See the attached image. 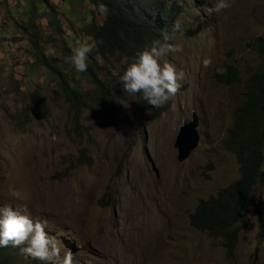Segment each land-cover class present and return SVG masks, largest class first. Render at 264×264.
I'll return each mask as SVG.
<instances>
[{
    "label": "rangeland",
    "instance_id": "1",
    "mask_svg": "<svg viewBox=\"0 0 264 264\" xmlns=\"http://www.w3.org/2000/svg\"><path fill=\"white\" fill-rule=\"evenodd\" d=\"M51 1L76 29L69 30L64 15L56 26L41 8L36 21L45 52L91 99L96 85L65 62L62 46L73 49L89 40L79 24L105 14L90 0ZM177 1L182 9L172 43L183 50L167 59L185 79L164 104L167 110L154 117L139 105V94L122 90L119 77L135 54L118 52L100 69L111 86L112 106L97 112L86 107L82 127L75 128L60 77L35 60L29 37L17 29L32 17L33 0H0V206H26L34 219H47L61 256L70 251L74 264H264V175L242 212L233 254L224 239L190 222L201 199L241 176L224 141L246 81L264 66V0H234L218 16L204 11L206 0ZM229 63L241 73L232 85L216 78ZM37 86L51 109L44 120L31 113ZM91 105L98 104L91 100ZM194 112L200 140L180 161L175 142ZM85 146L91 164L80 160Z\"/></svg>",
    "mask_w": 264,
    "mask_h": 264
},
{
    "label": "trees",
    "instance_id": "2",
    "mask_svg": "<svg viewBox=\"0 0 264 264\" xmlns=\"http://www.w3.org/2000/svg\"><path fill=\"white\" fill-rule=\"evenodd\" d=\"M90 3L96 11L100 3L106 4L109 8L103 20L83 21L79 24L80 31L89 38L88 41L98 44L89 55L88 70L84 73L96 85L95 96L91 99L83 89L72 85L65 67L59 66L52 55L45 52L44 36H41L36 21L38 16L43 15L38 13L42 8L44 14L51 13L53 16L51 22L56 23V26L59 25L58 19H62L61 15H64L65 24L69 30L74 31L76 24L69 20L68 14L57 10L51 0H33L32 17L28 23L18 22L17 26V29L24 31L29 37L35 60L60 77V86L70 104L75 128L82 127V111L86 107L91 106L97 112L99 108L105 110L112 106L113 102L109 98V94L113 96L111 86L100 77L102 63L118 52L121 55H136L145 46H150L152 41L162 40V31L173 35L175 22L182 9L177 0H90ZM62 50L67 57L72 54V48L66 43ZM216 78L218 82L232 85L241 81L240 69L229 63L226 71L217 73ZM42 91L41 86H37L31 92V113L38 120L51 116V109ZM91 100L98 105H91ZM137 101L154 117L168 108V105L160 108L151 107L140 95ZM27 116L30 114L27 113ZM224 144L226 149L236 156L241 176L221 188L217 194L201 199L190 215V222L194 228L207 231L215 238L224 239L228 253L233 254L242 212L251 202L254 190L264 175V66L252 73L246 81L244 98L235 109V121ZM80 160L92 163L89 146L81 149ZM21 254L18 247L11 245L0 247V264H32Z\"/></svg>",
    "mask_w": 264,
    "mask_h": 264
},
{
    "label": "clouds",
    "instance_id": "3",
    "mask_svg": "<svg viewBox=\"0 0 264 264\" xmlns=\"http://www.w3.org/2000/svg\"><path fill=\"white\" fill-rule=\"evenodd\" d=\"M234 0H206L204 11L208 15H219L233 6ZM210 5V6H208ZM100 14H107L106 4L98 5ZM179 25H174V30ZM174 36L162 31V40L152 41L150 46L139 50L132 62L119 77L122 90L129 94H139L147 105L160 108L174 96L185 79V72L178 69L167 57L181 52L182 45L172 43ZM98 47L96 42L78 41L72 54L65 62L74 67L77 73L88 70L89 55ZM211 59H205V66ZM20 198L19 192L14 194ZM20 248L21 253L39 260L42 264H74L70 251L61 256L62 248L57 238L50 234L47 219L33 218L28 208H17L12 205L0 206V247Z\"/></svg>",
    "mask_w": 264,
    "mask_h": 264
},
{
    "label": "water",
    "instance_id": "4",
    "mask_svg": "<svg viewBox=\"0 0 264 264\" xmlns=\"http://www.w3.org/2000/svg\"><path fill=\"white\" fill-rule=\"evenodd\" d=\"M199 117L196 112L193 113V119L185 121L181 126L180 132L177 135L175 147L178 149V159L180 161L186 160L192 153L193 149L197 147L200 134L198 130Z\"/></svg>",
    "mask_w": 264,
    "mask_h": 264
}]
</instances>
